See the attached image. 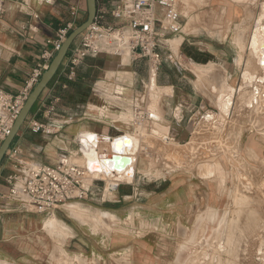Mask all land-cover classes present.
<instances>
[{
	"label": "crops",
	"instance_id": "crops-1",
	"mask_svg": "<svg viewBox=\"0 0 264 264\" xmlns=\"http://www.w3.org/2000/svg\"><path fill=\"white\" fill-rule=\"evenodd\" d=\"M261 1L264 0H248L242 4L234 0H209L204 8L197 10L200 14L195 13L192 17L189 14L187 18L186 10L189 9L191 13L192 8L190 6L186 9L187 0H178V10L185 25L184 33L173 39L176 49L173 50L172 47V52L178 60L175 64L165 63L155 78L150 76L149 71L147 77H140L139 73L148 69L144 60L132 62L128 58L114 59L116 62H112L110 66L103 61L104 58L113 59L109 56H89L72 74L67 67L68 59H65L11 145L10 149H20V156L14 160L5 156L0 167V264H66V260L72 261V264H107L108 258L117 257L121 262L128 254L130 264H159L157 251L160 247L170 250L171 246L168 245V248L163 243L156 244L145 238L142 242L131 245L110 244L105 238L92 234L91 226L79 227L69 222L72 220L69 216V220L61 217L59 212L66 206L50 214L23 210L7 199L10 189L8 179L17 173L19 167L51 166L64 156H70L71 161L79 166H86L88 160L79 150L82 135L100 134L116 138L135 134L137 124L132 117V107L139 106L150 112L155 107L152 112L154 118L145 123L147 130L149 129L148 137L152 139L145 138L159 141H151L154 149L148 144L145 146L144 141L145 149L138 156L130 155L131 158L134 155L132 159H135L133 181L121 182L117 191L108 193L109 185L114 184V180L108 182L93 179L90 182L89 198L76 203L91 211L110 213L117 219L116 222H137L134 226L140 224L139 221L161 219L162 223L166 222L165 234L168 238V230L185 222L190 217V208L194 204L197 207L199 204L204 206L205 179L188 174L189 167L178 170L172 168L163 162L158 148L162 143L167 146L178 144L181 147L189 144V141L184 140L186 136L189 139L193 135L191 130L196 127L195 122L207 111L216 110L214 103L217 105L219 99L211 93L212 85H220L219 81L224 78V74L230 85L235 79L231 86L236 87L237 77L242 73V67L237 64L241 53L239 45L241 40L244 43V39L249 38L251 31L247 36L245 32L248 25L252 27ZM40 2L41 0H6L0 16V90L12 96L24 90L34 70L42 66L44 52L52 48L50 41L70 20L68 0H53V6L41 5ZM204 3L201 2V5ZM248 14L252 16L250 20L247 19ZM210 16H215L213 22L208 21ZM240 30L244 32V36L239 34ZM227 33L228 36L235 34L230 48L224 42L228 37ZM76 43L70 51L76 47ZM124 59L128 60V65L120 69ZM181 60L187 65L183 66ZM193 63L213 67V73L205 75V78L214 80V83L211 81L203 87L198 86L197 73L187 68L193 66ZM123 70L130 74L124 75L121 72ZM211 76L214 79L209 78ZM236 106H239L238 99L234 108ZM49 110H52L50 114ZM250 112L245 109V116L242 118L247 119L246 115L249 117ZM235 113L233 111V118L237 117ZM32 120L44 124L50 133L34 134L29 128ZM259 123L262 128L263 117L259 118ZM157 126L164 127L167 133L157 135L156 131L153 132ZM248 146L257 155L261 154L251 142ZM8 161L10 163L7 165ZM203 162L199 161L192 169L196 172L202 170ZM156 174L159 175L158 178ZM219 185L218 179L208 183L207 204L210 205L215 200V194L220 192ZM199 208L196 209L198 213ZM52 215L67 223L74 235L63 246L68 253L66 259L60 256L59 246L45 232L46 217ZM136 231L135 234L150 233L146 230ZM88 234L97 239L96 247H89L86 241L80 240L87 239ZM76 241L77 244L74 243ZM76 258L79 260L76 261ZM92 258L93 261L89 262Z\"/></svg>",
	"mask_w": 264,
	"mask_h": 264
},
{
	"label": "rangeland",
	"instance_id": "rangeland-1",
	"mask_svg": "<svg viewBox=\"0 0 264 264\" xmlns=\"http://www.w3.org/2000/svg\"><path fill=\"white\" fill-rule=\"evenodd\" d=\"M68 1H77V3L81 1V10L83 13L80 15V19L77 21V26H79L87 19L86 0ZM187 1H191L190 6L192 8L191 13L189 12V9L186 11L185 16L187 18H189V14H191V17L195 16L196 14H200V11L197 10L204 8V6H206L209 2V0ZM234 1L244 4L243 2H247L248 0ZM197 2H199V4ZM201 2L202 4L205 2L204 5H201ZM57 5L58 3L56 6ZM185 7L186 9L189 8L187 6V2ZM183 8L184 6L182 9ZM251 17L252 16L248 14L247 19L250 20ZM214 19L215 16L208 17L209 22H213ZM255 19L260 21L257 23L258 25L256 26V30L253 32ZM254 23L252 24V27L248 25L245 36H247L248 32L251 31L250 36L247 40L244 39L243 47L240 48V51H246L243 54L244 57H250L246 58L247 65L245 71L243 70L242 66V77L241 74H239L237 77L238 79L235 84L236 87L231 86L235 83V79L230 85L233 89V95L231 94L232 101L230 105L225 108L223 113H220L218 106L214 103L216 110L207 111L210 113V116L206 119V121L203 120V123L201 119L196 121V127L191 130L193 135L189 137V139L186 136L184 141H189L188 145L185 144L184 147H181L178 144H171L167 146L162 143V146L158 148L160 149L159 151L161 153L159 154L163 159V162L168 163L169 165H171V163L168 161L169 154L172 152H178L182 155L185 154V157L187 158V164H185L186 161H184V164L181 166L183 168L189 167L187 171L188 174H192L194 176L198 175L199 177L205 179L203 182L205 186L203 187V194L205 197L204 206L199 204V208L194 204L193 207L190 208V217L185 222H180L177 228H171L168 230L170 235L168 237L169 239L167 238V234H165L166 222L162 223L161 219H154L149 222L139 221L141 223L136 224V226L134 225L137 222L132 224V222L130 223L128 221V224L127 222H121V224L120 222L111 221L109 223L111 229H108V232L110 231L111 233H106L107 230L103 232L106 229L103 227L104 230H99L97 232L93 231L92 234L98 235L99 238H105L108 243L113 245L115 243L131 245L142 242L145 238L146 241H152L156 244L163 243V246L166 245L168 248L171 246L170 250H163L162 247H160V250L157 251V260L160 259L157 263L159 264H264V228H262V231L261 227L256 225L257 223L258 225L264 227V194H260L264 193V125H262L263 127L260 128L259 123V118H264L260 112L261 109L264 108V98H262V94L264 93L262 92V90H264V13L259 12V9H257ZM239 34L244 36V32L242 30L239 31ZM234 35L235 34H230L228 36L227 33L228 37L224 42L229 48L232 46ZM180 42L181 41L178 43L180 44ZM174 43L175 42L172 40L171 45L173 50L176 49V45ZM240 46L241 44L239 47ZM104 59V63H107V65L110 66H112V62H116L114 59ZM106 60L109 61V63L106 62ZM180 62L183 64V66L187 65V63L183 60ZM139 75L141 78L147 77L148 69H144V71L141 72V74L139 73ZM211 78L214 77L211 76ZM188 81L191 82L190 79H188ZM215 89H218V87L213 85V91L211 90V93L215 94V98L219 99V102L221 103L222 99L219 98V96L221 94L220 91H222L223 88H220V91ZM241 93L246 94L244 100L242 101H240L239 98ZM233 98H235V100L238 99L239 102V106H236L235 108V100ZM233 108V111H236L235 115L237 116L234 118L232 111ZM245 109L251 111L249 113V117L246 115L247 119L242 118L244 115L243 111H245ZM230 113L232 115L229 117ZM221 121L224 124L222 128L219 125ZM219 128H221L220 132L216 133ZM148 130L142 132V134L145 133L143 134V140L149 145L150 148H152V137H148ZM259 135L260 137H258ZM145 137L151 139L146 140ZM249 142H251L258 150L261 151V154L257 155V157H254L252 154L254 150H249ZM102 147L103 146H100V148ZM135 155H137V153H135ZM74 160H76L75 157ZM201 160L204 161L202 170L200 169V171L196 172L192 168L196 166ZM9 163L10 162L8 161L7 165ZM216 179L219 180L220 192L215 194V200L209 205L207 204L206 199L208 191L207 185L209 182L213 180L215 181ZM207 180H209V182ZM254 199L255 201H252ZM249 201L252 204H248ZM75 204L83 207V212L86 210L96 215H98L100 212H103L91 211L89 209H85L86 207L79 203H72L68 204L63 208V211L59 212L60 216L66 220H69L67 219V216L72 218V220H69V222L73 225L79 227H81V225H88L93 227L92 223L83 224L82 222H79V220H75V218L69 214V205ZM197 208L200 210L199 213L196 211ZM213 209L217 210L218 220L206 229L205 222L207 216H213L216 214ZM52 216L46 218L48 219ZM249 218L252 220L249 221ZM254 221H256V223ZM63 224L65 223L63 222ZM65 225L67 226L68 224L66 223ZM252 225L257 228L255 229V227H252ZM138 229L146 230L150 233L148 235L145 233V235L135 234L137 233L136 230ZM252 229H254L253 232ZM246 236L248 237L249 241L251 239L252 241L249 242ZM73 237V234L67 236L65 239V244ZM53 240L55 242V239ZM80 240L84 242L86 241L85 243L89 247H96L97 239L90 236L89 234L87 239L84 238ZM74 243L77 244L78 242L76 241ZM221 247L223 249H221ZM129 256L130 255L128 254L121 260V262L116 259L117 257L108 258L107 264H130L131 262L128 259ZM67 257L68 256H66V258ZM78 260L79 258H76V261ZM92 261L93 258L92 260H89V262ZM66 264H72V261L66 260Z\"/></svg>",
	"mask_w": 264,
	"mask_h": 264
},
{
	"label": "built area",
	"instance_id": "built-area-1",
	"mask_svg": "<svg viewBox=\"0 0 264 264\" xmlns=\"http://www.w3.org/2000/svg\"><path fill=\"white\" fill-rule=\"evenodd\" d=\"M6 0H0V16ZM41 5L53 6V0H41ZM94 22L80 36L76 47L69 51L67 67L72 74L89 56L105 55L132 62L146 61L151 77H156L165 63H177L171 41L184 33V22L178 10V0H96ZM29 8V7H28ZM70 20L61 27L52 46L43 54V64L34 70L32 78L22 92L12 96L0 90V147L18 118L35 84L48 68L51 60L70 33L75 30L82 8L80 2L68 1ZM52 110H49V114ZM134 122L145 124L154 114L132 107ZM34 134L50 133L49 128L32 120L29 125ZM18 148L10 149L6 156L14 160L20 156ZM90 173L86 166L73 163L70 156L59 159L55 165L19 167L8 179L7 199L26 211L50 214L68 204L89 198Z\"/></svg>",
	"mask_w": 264,
	"mask_h": 264
},
{
	"label": "water",
	"instance_id": "water-1",
	"mask_svg": "<svg viewBox=\"0 0 264 264\" xmlns=\"http://www.w3.org/2000/svg\"><path fill=\"white\" fill-rule=\"evenodd\" d=\"M87 3V19L82 24H80L75 30H73L67 39L63 42L60 49L57 51L56 55L51 60L48 68L43 72L39 81L35 84L33 90L29 94L18 118L16 119L10 134L6 137L4 142L0 147V167L1 164L7 155L8 151L11 148L17 134L20 132L21 128L25 125L29 114L31 113L33 107L36 102L39 100L42 93L48 87L50 82L53 80L61 65L65 61L68 56L69 51L71 50L74 43L77 39L90 27V25L94 22L97 12L96 0H86ZM257 9L259 12L264 13V1L259 2ZM258 24L254 23L253 32L256 30V26ZM242 77V74H241ZM262 84V83H261ZM264 92V90H262ZM262 98H264V93L262 94ZM263 108V107H262ZM233 111V109H232ZM231 111V113H232ZM261 115L264 116V108L261 109ZM230 113L229 117L232 115ZM210 116L209 112H206L202 117L201 121H206V119ZM168 142L167 140H165ZM81 146L80 152L81 154L87 158L88 162L86 164L87 171L90 174L94 173H103L107 177H116L118 178L114 184L109 185V192L117 191L120 185V175L125 173L132 178H135V171L129 167L132 165L133 160L130 155L134 154L131 149L133 147V141L127 135H123L120 137L112 138L109 136H104L100 134H92L91 136L85 134L80 138ZM101 142H108L111 145V154H98V144ZM88 143V144H87ZM88 145V146H87ZM87 149L90 151L89 157L85 155L84 150ZM86 149V150H87ZM168 159V158H167ZM101 160V164H98V161ZM169 161V159H168ZM167 161V162H168ZM247 182V180H246ZM264 194V193H260ZM221 249H223L221 247Z\"/></svg>",
	"mask_w": 264,
	"mask_h": 264
},
{
	"label": "bare ground",
	"instance_id": "bare-ground-1",
	"mask_svg": "<svg viewBox=\"0 0 264 264\" xmlns=\"http://www.w3.org/2000/svg\"><path fill=\"white\" fill-rule=\"evenodd\" d=\"M191 1H187V6L189 7L190 6V3ZM186 11H188V10H186ZM220 15V14H219ZM218 15V16H219ZM259 15V14H258ZM260 20H258V19H255V23H258ZM186 30V29H185ZM219 34V33H218ZM240 42V41H239ZM241 47H243V43H242V41H241V46H240V48ZM245 49H247V48H245ZM246 52V51H245ZM245 52H242L241 51V53L239 54V57H238V60H237V64L239 65V66H243V70L245 71L246 70V58L244 57V53ZM127 64H128V60L127 59H124V60H122V64H121V68L120 69H124V67H126L127 66ZM191 64V63H190ZM189 64V65H190ZM194 65L193 66H188L187 68L188 69H190V70H192V71H194L195 73H197V81H196V83L198 84V86H204V84L205 83H207V82H209V83H211V81H212V84H213V81L214 80H209V79H207V78H205L206 76L205 75H209V73H213V70H215L213 67H211V68H213V69H211V68H209V67H207V66H198V65H195V63H193ZM215 67V66H214ZM126 69V68H125ZM112 71H110V73H111ZM124 75H129L130 73H127V71H121ZM119 74H121V73H119ZM210 76V75H209ZM129 77V76H128ZM132 77V76H131ZM209 78H211V77H209ZM221 78V77H220ZM214 79V78H213ZM221 80V79H220ZM153 82H154V80H153ZM152 82V83H153ZM219 83H220V85H218L217 87L218 88H223V90L222 91H220L219 89H216V90H219L220 91V96H219V98H221L222 99V102L220 103V102H218V104H217V106H218V108H219V110H220V113H223L224 112V110H225V108L227 107V106H229L230 105V103H231V97H232V95H233V93H232V91H233V89H232V87L230 86V84L227 82V78L225 77V74H224V78H222V80H221V82L219 81ZM200 84V85H199ZM207 85V84H206ZM205 85V86H206ZM215 85V84H214ZM153 86H155L156 87V84H154L153 83ZM212 87H213V85H212ZM205 88V87H204ZM153 92V91H152ZM232 94V95H231ZM235 94V93H234ZM239 94V93H238ZM150 95H152V94H150ZM154 95V94H153ZM152 95V96H153ZM245 93H241L240 94V101H242V100H244V98H245ZM114 96V95H113ZM151 96V97H152ZM235 96V95H234ZM108 97H110V96H108ZM236 97V96H235ZM153 98V97H152ZM155 99V98H154ZM234 100H235V98H233ZM233 100V101H234ZM236 101V100H235ZM234 105V104H233ZM154 106V105H153ZM150 108H151V106H149ZM148 107V108H149ZM155 107L154 108H152V110H151V113L152 112H154L155 111ZM150 112V111H149ZM157 113V112H156ZM155 113V114H156ZM131 114V113H130ZM158 114V113H157ZM160 114V113H159ZM157 116H159V115H157ZM225 118H227V117H225ZM157 119H158V117H157ZM222 119V118H221ZM150 123V122H149ZM152 124H153V122H152ZM224 124H225V119H224ZM223 122L221 121V123L219 124L220 125V127L222 128L223 127ZM147 126V124H138L137 125V132L135 133V134H128L127 136L129 137V138H131V140L133 141V147H132V149H131V151L135 154V153H137V155H139L138 153H141L142 152V149H145V148H143V143H144V135L143 134H145V133H143L142 134V132L143 131H147V128H146V126ZM222 125V126H221ZM145 126V127H144ZM221 128H219L218 130H217V132L216 133H218V132H220V129ZM154 131H156V134L157 135H165L167 132V130L164 128V127H158L157 126V128H154V130H153V132ZM141 135H143V136H141ZM258 137H260V135L258 136ZM262 137V136H261ZM146 140H149V139H147V138H145ZM152 141V140H151ZM159 141V140H158ZM158 141H155V140H153L152 142H158ZM160 143H161V141H160ZM88 144V143H87ZM154 144V143H153ZM152 144V145H153ZM88 146V145H87ZM100 146H103L102 148H100ZM145 146H147V144L145 145ZM159 146V145H158ZM154 147H156V146H154ZM160 147V146H159ZM86 149H87V147H85ZM84 150L85 151V155L87 156V157H89V155H90V151L87 149V150ZM152 149H154V148H152ZM97 150H98V154H105V153H107L108 152V154H109V152H111V145H110V143H108V142H101V143H99L98 144V147H97ZM146 151H148V150H146ZM252 154H253V156L254 157H257V154L253 151L252 152ZM132 156V155H131ZM133 157H134V155H133ZM132 157V158H133ZM187 158L185 157V154L184 155H180L178 152L177 153H175V152H172L171 154H169V162L171 163V167L173 168H175L176 170H178V169H182L183 167L181 166L182 164H184L183 162L184 161H186V163L185 164H187V160H186ZM132 160H135V159H132ZM98 163L99 164H101V160H99L98 161ZM136 164V163H135ZM133 169L134 170V166H133V163H132V165L129 167V169ZM134 171H136V170H134ZM174 172V171H173ZM156 173H157V171H156ZM148 174V173H147ZM151 174V173H150ZM153 175V174H152ZM155 176H157V174L155 175ZM91 180H93V179H97V180H106V181H112V180H114V181H116L118 178L116 177V175H115V177H107L105 174H103V173H94V174H90L89 176H88ZM157 177H159V176H157ZM156 177V178H157ZM133 179L134 178H132L131 176H128V175H126L125 173H123L122 175H120V183L121 182H124V183H130V182H132L133 181ZM114 181H113V183H114ZM108 193H109V191H108ZM251 200V199H250ZM252 201H255V199L254 200H252ZM263 201V200H262ZM249 203H251L250 201L248 202V204ZM256 203V202H255ZM252 204V203H251ZM250 204V205H251ZM212 209V208H211ZM68 212H69V214L72 216V217H74L75 218V220H79V222H82L83 224H85V223H92V225H93V231H95V232H97V231H99V230H104L105 228V230L103 231V232H105L106 230H107V232L106 233H111L110 231L108 232V229L110 228L111 229V227H110V222L111 221H116L117 219L112 215V214H110V213H107V212H100V213H98V215H96V214H92V213H90V212H88V211H86L85 210V212H83V207H81V206H79L78 204H75V205H69V207H68ZM214 210V209H213ZM215 211V215H213V216H210L209 214V216H207V218H206V222H205V224H206V226H205V228L207 229V228H209V226L210 225H212L213 223H215L217 220H218V213H217V210L215 209L214 210ZM249 212H251V211H249ZM251 214V213H250ZM261 215H263V214H261ZM248 216V215H247ZM264 216V215H263ZM253 217H255V216H253ZM259 217V216H258ZM259 218H261V217H259ZM253 219H255V218H253ZM252 219H250L249 218V221H251ZM257 221H259V220H257ZM261 221H263V220H261ZM255 223H256V221H254ZM199 223H202V222H199ZM246 223H248V222H246ZM245 223V224H246ZM263 223H264V221H263ZM249 224V223H248ZM256 225L257 226H260L261 227V230H262V228H264V227H262L261 225H258L257 223H256ZM220 226H221V223H220ZM234 226V225H233ZM103 227H104V229H103ZM252 227H255V226H253L252 225ZM44 228H45V232L49 235V236H51L53 239H55V243H57V245L59 246V254H60V256L61 257H64V258H66V256H68V254L64 251V249H63V246L65 245V239L67 238V236H70V235H72V233H71V231H70V229L65 225V224H63V222L61 221V220H59L58 218H57V216L56 215H53L52 217H50V218H48V219H46L45 220V222H44ZM246 228V227H245ZM249 228V227H248ZM251 228V227H250ZM257 227H255V229H256ZM259 228V227H258ZM109 229V230H110ZM260 229V228H259ZM246 230V229H245ZM248 230V229H247ZM254 231V229H252V232ZM263 231V230H262ZM236 232V231H235ZM250 232V231H249ZM259 233H260V231H259ZM245 234V233H244ZM251 234V233H250ZM256 234V233H255ZM246 235V234H245ZM257 235H258V233H257ZM247 236H248V234H247ZM246 236V237H247ZM254 236V235H253ZM249 237V236H248ZM248 237H247V240L249 241V239H248ZM257 240V239H256ZM252 241V239L249 241V242H251ZM253 241H255V240H253ZM260 241V240H259ZM189 245V244H188ZM257 247V246H256ZM186 248V247H185ZM260 248V247H259ZM262 248V247H261ZM59 259V258H58ZM261 264H263V263H261Z\"/></svg>",
	"mask_w": 264,
	"mask_h": 264
},
{
	"label": "trees",
	"instance_id": "trees-1",
	"mask_svg": "<svg viewBox=\"0 0 264 264\" xmlns=\"http://www.w3.org/2000/svg\"><path fill=\"white\" fill-rule=\"evenodd\" d=\"M79 38H80V37H79ZM79 38L77 39V41L79 40ZM77 41H76V42H77ZM76 42H75V43H76ZM75 43H74V45H75ZM74 45H73V46H74ZM73 46H72V47H73Z\"/></svg>",
	"mask_w": 264,
	"mask_h": 264
}]
</instances>
